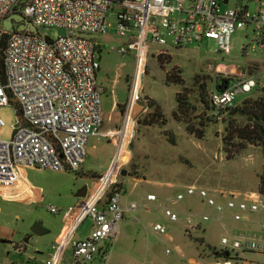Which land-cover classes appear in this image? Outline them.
<instances>
[{"label": "built area", "instance_id": "1", "mask_svg": "<svg viewBox=\"0 0 264 264\" xmlns=\"http://www.w3.org/2000/svg\"><path fill=\"white\" fill-rule=\"evenodd\" d=\"M230 3L231 0H0V46L7 36L4 73L0 68V109L10 105L18 108L11 140H0V186H17L21 182L20 167L69 172L81 169L90 137L99 135L104 124V87L97 79L101 47L96 35L116 30L128 43L112 50L123 57L136 49L139 79L133 84L131 118L141 99L138 84L150 46L187 49L213 40L216 52L225 56L232 53L235 32L251 29L255 43L244 47L243 54L250 50L264 53V0H238L234 7H228ZM15 14L22 15L37 33L29 28L17 31L20 23L16 22L15 31L6 32L3 21ZM110 17L115 19L116 27ZM51 29H65L67 35L51 39L46 34ZM252 63L259 62L245 65L246 74L236 70L225 73L223 79L228 81L219 84L226 89H215L210 94L217 114L234 107L239 94H250L257 87L256 77L249 74ZM4 125L0 118V127ZM122 169L123 163L118 160L103 184L65 212L70 232L51 245L48 258L40 264H62L68 252L74 264H93L101 255L106 259L104 244L117 239L125 215L140 208L149 211V204L158 201L155 194H150L141 203L124 206L123 191L118 186ZM217 193L218 197L210 190L187 186L185 193L178 194L162 209L170 221L181 222L171 205L197 195L216 212L215 219L222 225L227 220L249 225L252 214L264 212V202L256 199L261 195ZM50 211L54 215L62 212L53 207ZM188 214L184 222L191 230L212 219L208 214ZM86 219L92 221L91 234L83 240L75 239L74 233ZM258 225L259 230L226 228L228 233L222 237L219 250L223 255L213 254L209 264H243V254L264 255V222ZM153 231L160 236L167 233L161 224L154 225Z\"/></svg>", "mask_w": 264, "mask_h": 264}, {"label": "rangeland", "instance_id": "2", "mask_svg": "<svg viewBox=\"0 0 264 264\" xmlns=\"http://www.w3.org/2000/svg\"><path fill=\"white\" fill-rule=\"evenodd\" d=\"M237 2L231 0L228 7H234ZM109 20L116 27L115 19L110 17ZM46 34L57 39L66 36L67 31L51 29ZM95 38L101 47L97 79L104 87L103 127L99 135L90 138L85 163L78 172L20 167L21 181L29 187L28 198L15 186H0V264H37L46 260L51 245L58 241L57 235L68 224L64 221L65 212L84 199L76 195L87 186L89 197L96 184L109 173V166L118 163L119 159L123 163L122 170L128 172L127 176L120 174L118 177L123 191L122 202L141 203L150 193L155 194L158 201L149 204V211L140 208L127 213L120 224L117 240L104 244L106 259H97L95 264H209L214 250L222 249L221 239L228 230L246 225L229 220L222 225L215 219L216 212L197 195L171 205L181 222L170 221L162 207L178 194L185 193L186 187L191 185L210 190L216 197L219 196L217 191L241 196L256 194L264 168V152L249 146L231 159L227 158L223 145L226 124L222 121L227 116L225 110L217 124L205 128L197 126L203 130L202 139L188 134L186 126L172 117L177 107L176 95L187 88L191 103L198 107L192 118L202 115L198 85L206 83L210 96L217 79H222L225 73L233 74L231 67L253 61L263 65V51L250 50L243 54L244 47L255 43L251 29L235 32L232 53L225 56L216 52L213 40L187 49L150 46L145 71L138 84L141 99L131 118L133 84L139 79L134 56L136 49L132 48L125 57L113 51L112 48L128 43L127 39L117 35L116 30ZM160 56L163 63L159 61ZM173 68L182 71L184 86L166 85V75ZM258 78L260 85L250 94H239L237 105L248 97L260 95L259 91L264 88V66ZM147 100L152 106L156 104L162 108L165 125L160 120L151 125L148 116L154 110L152 106L149 108ZM214 113L217 114L215 109ZM0 118L5 124L0 127V140L9 141L18 122L15 106L1 108ZM50 207L62 212L54 215ZM189 211L208 214L212 219L203 222L201 228L191 230L184 222ZM261 217L264 220V212L252 215L255 222ZM37 222H42L49 233L41 237L34 234L32 228ZM156 224L166 227V235L160 236L153 231ZM91 229L92 221L86 219L78 228L75 239H86ZM242 259L245 260L243 264H264L261 254L246 253ZM62 264H74L71 252L66 254Z\"/></svg>", "mask_w": 264, "mask_h": 264}, {"label": "trees", "instance_id": "3", "mask_svg": "<svg viewBox=\"0 0 264 264\" xmlns=\"http://www.w3.org/2000/svg\"><path fill=\"white\" fill-rule=\"evenodd\" d=\"M7 44V36L4 38L0 46V68L2 72L5 71L4 66V51ZM159 61L162 62L164 59L160 56ZM163 63V62H162ZM168 63L167 65H169ZM262 63H252L251 70L249 74L258 77L261 75ZM163 67V66H161ZM198 77L195 79L199 83ZM257 80V86L260 85V79ZM228 80L217 79L215 89L225 88V85H220L219 82L226 83ZM165 83L167 86H184V80L182 78V71L178 68H173L169 74L166 75ZM199 93L198 100L202 110V115L192 118V115L195 111L198 110V107L191 103L189 99L190 92L187 88H183L182 92H179L176 95V110L173 112V119L176 122L183 123L186 126V130L190 135H196L198 139H202L203 130H199L197 126L205 128L211 124H217L220 119V114L214 113V105L212 104L211 97L207 90V84L202 83L198 85ZM256 89V88H255ZM260 95L256 98L248 97L244 100L242 104H236L234 107L226 109L224 114L227 113V116L222 119L223 123L226 124L223 137L224 152L227 155L228 159H231L234 154L244 151L249 146H254L260 148L264 152V88L259 91ZM197 100V101H198ZM151 103V102H150ZM147 100V105L149 108L152 106ZM154 112L148 116L150 117V123L158 124L159 120L163 125L166 124L164 115L162 113V108L159 105L154 104ZM16 111L18 112V108ZM209 112H213L208 114ZM197 120V124L195 122ZM150 125V124H149ZM201 133V134H198ZM120 187V183L118 184ZM114 187L108 192V197L113 193ZM257 193L261 196H264V168L260 175V182L257 188ZM216 255L222 256L219 251L214 250Z\"/></svg>", "mask_w": 264, "mask_h": 264}, {"label": "water", "instance_id": "4", "mask_svg": "<svg viewBox=\"0 0 264 264\" xmlns=\"http://www.w3.org/2000/svg\"><path fill=\"white\" fill-rule=\"evenodd\" d=\"M14 22L20 23L19 26L16 28L17 31L23 32L26 31L28 28L31 32L37 33V29L30 23L28 22L22 15L15 14L12 15L8 18H6L3 21V28L6 32H14L15 27H14ZM232 71L235 72H242L243 74H246V66L245 65H240L238 68L236 66L231 67ZM226 89V87H225ZM127 171L122 170L121 174L122 176H127ZM88 194V187L85 186L80 192L76 195L78 198H85ZM32 232L36 234L37 236H44L49 233V230L46 229L43 225L42 222H37L33 228Z\"/></svg>", "mask_w": 264, "mask_h": 264}, {"label": "crops", "instance_id": "5", "mask_svg": "<svg viewBox=\"0 0 264 264\" xmlns=\"http://www.w3.org/2000/svg\"><path fill=\"white\" fill-rule=\"evenodd\" d=\"M91 138V137H90ZM90 140V139H89ZM88 143H89V141H88ZM119 158H120V156H119ZM86 160V159H85ZM120 160V159H119ZM85 163V162H84ZM84 165V164H83ZM82 165V166H83ZM114 166H115V164L113 165V164H111L110 166H109V168H108V170H109V173L112 171V169L114 168ZM108 173V174H109ZM107 174V175H108ZM107 175L105 176V177H103V178H101V181H99L97 184H96V186L97 185H101V184H103L104 183V180H105V178L107 177ZM107 184V183H106ZM15 187H17V189H21V191H22V193L24 194V196H25V198H28L29 196H30V192H29V187L25 184V183H23L22 181L17 185V186H15ZM150 194H152V193H150ZM150 194H148V195H150ZM255 194V193H254ZM147 195V196H148ZM255 195H257V193L255 194ZM244 196H246V195H244ZM256 199H259V201H262V199H264V196H259L258 198L256 197ZM123 203V205L124 206H127L130 202H128V201H124V202H122ZM132 212H134V211H132ZM132 212H128V213H132ZM262 214V213H261ZM252 215H254V214H252ZM252 215L250 216V219H251V221H252V224H249V225H247V224H245V223H235V224H245L246 225V227H244V228H249V229H252V230H259V223L260 222H263L264 220H263V218L261 217L257 222H255L253 219H252ZM65 221V220H64ZM202 225V224H201ZM201 225H200V227L199 228H201ZM256 227V228H255ZM92 230V229H91ZM69 232H70V225L69 224H67V226L63 229V231L62 232H60L57 236V242H59L60 240H62L64 237H66L68 234H69ZM76 234H77V231L74 233V238H76ZM117 240V239H116ZM97 259H102V255L101 256H98L96 259H95V262L93 263V264H95L96 262H97ZM37 260V259H36ZM43 261H45V260H42V261H38V263L37 264H40V263H42Z\"/></svg>", "mask_w": 264, "mask_h": 264}, {"label": "bare ground", "instance_id": "6", "mask_svg": "<svg viewBox=\"0 0 264 264\" xmlns=\"http://www.w3.org/2000/svg\"><path fill=\"white\" fill-rule=\"evenodd\" d=\"M122 161H124V160L122 159Z\"/></svg>", "mask_w": 264, "mask_h": 264}]
</instances>
